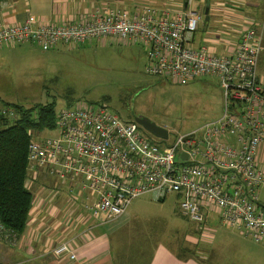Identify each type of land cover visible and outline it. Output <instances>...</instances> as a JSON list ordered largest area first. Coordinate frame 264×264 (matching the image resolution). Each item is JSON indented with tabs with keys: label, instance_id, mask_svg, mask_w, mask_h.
Instances as JSON below:
<instances>
[{
	"label": "built area",
	"instance_id": "built-area-1",
	"mask_svg": "<svg viewBox=\"0 0 264 264\" xmlns=\"http://www.w3.org/2000/svg\"><path fill=\"white\" fill-rule=\"evenodd\" d=\"M187 3L192 6L196 0ZM203 12L165 11L158 17L149 8L133 17L109 8L66 24L31 16L21 25H0V51L30 44L49 52L61 45L116 38L148 48L147 72L152 76L181 85L216 77L223 91L221 117L172 143L156 138L135 119L125 120L106 104L65 108L57 114L55 128L48 130L52 135L34 136L29 145L28 186L47 175L79 189L88 195L86 207L93 217L104 218L100 224L125 215L139 197L162 201L176 195L181 214L195 225L203 227L205 210L216 208L222 223L264 244L259 195L264 169L258 159L264 144V82L258 71L263 33L253 23L244 24L231 34L228 47L220 40L221 53L210 45L195 48V36L206 21ZM3 117L14 120L16 112L5 109ZM40 203L36 196L35 207ZM0 239L18 242L1 220ZM54 253L77 258L69 243Z\"/></svg>",
	"mask_w": 264,
	"mask_h": 264
},
{
	"label": "rangeland",
	"instance_id": "rangeland-1",
	"mask_svg": "<svg viewBox=\"0 0 264 264\" xmlns=\"http://www.w3.org/2000/svg\"><path fill=\"white\" fill-rule=\"evenodd\" d=\"M198 2L196 0V4ZM205 23L207 30L201 25L194 47L199 48V41L204 43L202 46H214L221 53L218 43L204 40L216 36L213 20ZM201 35L204 37L200 38ZM56 49L49 52L33 49L32 54L19 53L0 61V119L5 109H11L16 112V121L20 120L15 107L31 110L54 104L58 114L65 108H92L106 104L125 120H132L135 116L149 118L169 131L168 142L172 143L177 137L190 134L221 117L224 99L218 78L200 77L181 85L152 76L147 72L148 48L142 44L112 38L84 45H61ZM262 57L264 61V54ZM38 114V110L34 112V119ZM6 127L8 125L1 124V129ZM32 133L37 139L52 135L48 130ZM50 179L45 181L50 180L54 187L56 181ZM57 191L58 196L69 201L66 213L74 215L76 212L81 219L93 217L86 207L87 194L60 183L49 194L54 192L55 196ZM259 195L264 206V187L259 190ZM180 203L181 199L176 195L162 201L145 195L133 200L128 213L140 218L141 230L147 234H159L162 238L181 237L198 226L181 214ZM204 213L206 222L203 228L209 221L208 225L213 224L211 228L217 232L216 239L220 231V242L223 243L222 236L230 233L229 227L220 221L216 208L206 209ZM244 257L247 260L242 264H252L246 255Z\"/></svg>",
	"mask_w": 264,
	"mask_h": 264
},
{
	"label": "crops",
	"instance_id": "crops-1",
	"mask_svg": "<svg viewBox=\"0 0 264 264\" xmlns=\"http://www.w3.org/2000/svg\"><path fill=\"white\" fill-rule=\"evenodd\" d=\"M198 1V4L189 6L187 0H0V25H21L31 16L43 22L66 24L80 21L93 11L109 8L126 11L133 17L149 8L155 10L158 17H162L165 11L206 10L208 0ZM211 19L216 36L215 39L204 40L218 43L221 49L224 45H221L220 40L227 41L228 47L233 41L231 34L244 24L253 23L260 27L263 52L258 71L264 82V0H211L209 21ZM203 30H207L206 23L203 24ZM225 30L227 35L223 33ZM195 42L196 36L193 46ZM197 43V47L204 44ZM33 49L40 50L30 44L5 47L0 51V61L19 53L32 54ZM258 159L259 166L264 169V144ZM45 178L51 177L41 175L33 183L32 191L41 203L35 207L20 243L15 247H6L0 241V264H242L247 260L244 255L248 257L249 263L264 264L263 244L254 242L232 228L227 229L229 234L224 233L222 243L220 231L216 239L217 232L211 228L213 224L208 225L209 221L204 228H191L188 234L181 237L162 238L159 234L150 235L141 230L140 218L128 211L109 223L100 224L104 218L81 219L76 212L74 215L66 213L69 201L58 196V191L55 196L54 192L49 194L59 183L55 180L53 187L51 179L45 181ZM63 243L70 244L76 260H71L68 255L58 256L54 253V249Z\"/></svg>",
	"mask_w": 264,
	"mask_h": 264
},
{
	"label": "trees",
	"instance_id": "trees-1",
	"mask_svg": "<svg viewBox=\"0 0 264 264\" xmlns=\"http://www.w3.org/2000/svg\"><path fill=\"white\" fill-rule=\"evenodd\" d=\"M15 110L20 120L10 122L3 117V125L8 127L0 130V220L17 235L18 242L13 245L0 241L12 247L20 243L35 208L36 193L28 186V149L34 138L32 132L54 129L57 118L54 104L31 110L15 107ZM37 110L39 114L34 119Z\"/></svg>",
	"mask_w": 264,
	"mask_h": 264
},
{
	"label": "water",
	"instance_id": "water-1",
	"mask_svg": "<svg viewBox=\"0 0 264 264\" xmlns=\"http://www.w3.org/2000/svg\"><path fill=\"white\" fill-rule=\"evenodd\" d=\"M210 7H211V0L207 2V8L205 10L206 21L210 20ZM135 121L140 124L147 132L155 136L156 138L168 140L169 138V131L145 116H135Z\"/></svg>",
	"mask_w": 264,
	"mask_h": 264
}]
</instances>
